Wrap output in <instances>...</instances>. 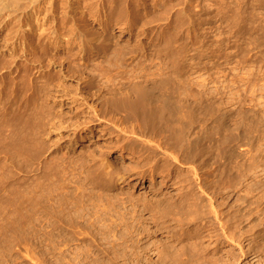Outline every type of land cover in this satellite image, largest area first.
I'll list each match as a JSON object with an SVG mask.
<instances>
[{"label":"rangeland","instance_id":"1","mask_svg":"<svg viewBox=\"0 0 264 264\" xmlns=\"http://www.w3.org/2000/svg\"><path fill=\"white\" fill-rule=\"evenodd\" d=\"M92 1L80 0L73 19L63 24L47 22L68 42L46 38L50 59L36 64L34 89L21 101L39 106V117L22 118L24 137L0 128V264H155L162 243L197 229L203 244L210 242L223 254L224 264H264V232L252 241L260 249L252 257L226 238L214 241L208 233L212 215L195 221L188 207L200 195L205 210V197L212 195L231 223L239 220L237 210L254 213L259 203L264 189V0ZM100 10L103 16L92 15ZM72 24L83 34L82 51L69 30ZM92 35H100L99 41H90ZM141 72L149 81L165 78L163 87L177 80L181 94L200 102L178 141L161 130L132 134L133 121L111 106L124 100L109 99L111 92H126L132 100L152 94ZM1 117L2 123L11 121ZM144 137L169 140L174 151L185 144L181 138H190L194 146L183 162L154 164V157L135 151L142 143L134 138ZM253 145L263 158L256 162L246 160ZM221 147L228 149L225 161ZM100 155L111 159L122 181L96 167ZM191 164L202 172L201 185L191 175ZM141 175L143 182L137 183ZM251 213L241 226L250 224L256 215Z\"/></svg>","mask_w":264,"mask_h":264},{"label":"bare ground","instance_id":"2","mask_svg":"<svg viewBox=\"0 0 264 264\" xmlns=\"http://www.w3.org/2000/svg\"><path fill=\"white\" fill-rule=\"evenodd\" d=\"M95 1V0H94ZM92 1V2H94ZM103 1V0H102ZM80 0H0V117L2 116L3 119L8 118V121L5 122L3 120V123L0 121V128L3 127H9L14 131L17 136L21 135L24 131V125L22 118H36L39 117L41 108L38 109L39 106H22L21 101L26 97V95H30L31 91L34 89V83H35V77L33 76V70L36 68V64L40 63L39 65H42L41 60L44 62L45 59H47V43L46 40L49 38H58L59 40H65L63 34H58L59 32L55 29V27H48V23L52 20H60L61 24H63L66 20L73 19V11L76 9L79 5ZM87 2V1H86ZM101 2V1H100ZM110 2V0H109ZM116 2V1H115ZM84 4V3H83ZM101 4V3H99ZM82 4H80L81 6ZM98 5V4H97ZM96 5V6H97ZM91 6V5H90ZM100 6V5H99ZM98 6V7H99ZM93 7V6H92ZM101 7V6H100ZM89 8V7H88ZM123 8V7H122ZM80 9V8H79ZM77 9V10H79ZM105 9V8H104ZM94 10V9H93ZM86 11V10H85ZM84 11V12H85ZM88 11V10H87ZM90 11V10H89ZM82 13V11H80ZM92 12V11H91ZM87 13V12H86ZM100 11H94L92 15L99 17V14H101ZM83 15V13H82ZM80 16V15H79ZM103 16V13L100 15ZM112 16V15H111ZM76 17V16H75ZM92 17V16H91ZM110 17V16H109ZM77 18V17H76ZM80 18V17H79ZM99 19V18H98ZM105 19V18H104ZM76 20V19H75ZM53 22V21H52ZM54 23V22H53ZM67 23V22H66ZM65 23V24H66ZM75 23V22H74ZM73 23V24H74ZM125 23V22H124ZM60 24V25H61ZM70 26L69 30L72 34V37L75 39L77 45L79 46L80 51L83 50V34L82 32H79L78 29L75 26ZM47 25V26H46ZM50 25V24H49ZM76 25V24H75ZM117 25V24H116ZM122 25V24H121ZM124 25V24H123ZM65 27V26H64ZM123 27V26H122ZM58 28V27H56ZM60 28V27H59ZM120 29V28H119ZM57 35H54L56 34ZM100 36V35H99ZM98 35H92L90 36L89 40L93 43L99 41ZM52 39V40H54ZM69 40V39H68ZM67 41V40H65ZM56 42V40H55ZM54 42V43H55ZM58 42V41H57ZM61 42V41H60ZM63 42V41H62ZM68 42V41H67ZM52 43V42H51ZM65 43V42H64ZM91 43V42H90ZM69 44V43H68ZM67 45V44H64ZM91 46V45H89ZM93 46V45H92ZM93 48V47H92ZM47 49V50H46ZM85 49V48H84ZM250 50V49H249ZM204 51V50H203ZM247 56V54H246ZM49 58V57H48ZM50 59V58H49ZM47 59V60H49ZM49 62V61H48ZM54 62V61H53ZM38 65V66H39ZM162 66V64H161ZM157 67V66H156ZM166 68V67H165ZM159 69V68H158ZM157 69V70H158ZM140 70V69H139ZM160 71V70H158ZM203 71V70H202ZM143 78L144 81L147 80V76L144 72H141L139 75ZM174 78V77H173ZM25 80L23 85L21 86V81ZM142 80V81H143ZM152 80V79H151ZM165 80V78H160L158 80H152L148 83L151 84L152 87V94L144 99H138V97H135L134 100L131 99V96L126 92H111L109 99H119L123 100V104L120 106H117V104L110 103L111 106L114 107V109L124 112V116H129V118L133 121L131 123L130 132L138 133L143 132L147 133V129H154V130H161L167 132V135L171 136V139L177 140L178 137H182L181 133L183 135V131L185 130V127L189 124V119L191 115L195 112L196 108L198 107V102L194 101L193 99L189 98L188 95L186 96L180 93L179 87L176 85V81L171 79L172 84L163 87L162 82ZM250 80V79H249ZM136 81V80H135ZM170 81V80H169ZM168 81V82H169ZM186 81V80H185ZM179 83V82H178ZM177 83V84H178ZM170 84V82H169ZM182 84V83H181ZM190 85V84H189ZM197 85V84H196ZM207 85V84H206ZM212 85V84H211ZM249 85V84H248ZM191 88V87H190ZM133 91V90H132ZM131 93H136L131 92ZM130 93V94H131ZM208 93V92H207ZM190 94V93H189ZM140 96V95H139ZM134 95L132 96V98ZM194 97V96H193ZM126 100V101H125ZM124 102L127 103L124 104ZM202 103V102H201ZM239 103V102H238ZM40 105V104H39ZM42 106V105H40ZM112 107V109H113ZM199 109V108H197ZM222 109V108H221ZM97 110V109H96ZM116 110V111H117ZM114 111V110H113ZM118 112V111H117ZM242 112V111H241ZM249 112V111H248ZM52 112H50L51 114ZM95 113V112H94ZM120 113V112H119ZM199 113V112H198ZM253 114V113H252ZM59 115V114H58ZM217 115V114H216ZM25 116V117H23ZM101 116V115H100ZM218 116V115H217ZM220 116V115H219ZM245 116V114H244ZM1 117V118H2ZM103 117V116H102ZM221 117H224L221 114ZM263 117V116H262ZM50 118V117H49ZM103 119V118H102ZM222 119V118H221ZM254 119V118H253ZM252 122L256 119L253 120ZM218 120V118H217ZM43 121V120H42ZM245 121V120H244ZM43 123V122H42ZM227 123V122H226ZM262 123V122H261ZM223 124V123H222ZM244 124V123H243ZM115 125V124H114ZM240 125V124H239ZM256 126V125H255ZM246 127V126H244ZM119 128V127H117ZM27 129V128H26ZM124 128H120L118 131L119 133L122 132V134H125ZM33 129H31L32 132ZM46 130V129H44ZM245 130V129H244ZM28 131H30L28 129ZM10 132V131H8ZM27 132V131H26ZM25 132V133H26ZM149 132V131H148ZM153 132V131H151ZM186 132V131H185ZM14 133V134H15ZM43 133V132H42ZM128 133V131H127ZM208 133V132H207ZM23 134V133H22ZM117 134V133H116ZM155 134V133H154ZM162 134V133H161ZM164 134V133H163ZM185 134V133H184ZM30 135L29 133L27 134ZM26 135V137H28ZM160 135V132H159ZM16 136V138H17ZM23 136V135H21ZM33 133L32 137L33 138ZM42 136V135H41ZM129 136V135H128ZM134 136V135H132ZM146 136V134H145ZM149 136V135H148ZM24 137V136H23ZM30 137V136H29ZM156 135L154 136L155 139ZM162 137V136H161ZM185 137V136H184ZM187 137V136H186ZM204 137V136H203ZM12 138V137H11ZM127 138V137H126ZM132 138V137H130ZM159 138V137H158ZM164 138V136H163ZM18 139V138H17ZM21 139V138H20ZM24 139V138H22ZM27 139V138H26ZM152 137H144V139L140 138H134V140H140L141 148L135 149L137 154H142L143 158L151 159L154 157L153 162L154 164L159 163L160 160H171L172 161H178L179 163L185 161L187 158V153L191 151L194 144H192V140L190 138H181L185 144H182L178 147V150L174 151L171 148L174 146L173 143L166 142H155ZM162 139V138H160ZM179 139V138H178ZM202 139V138H201ZM156 140V139H155ZM158 140V139H157ZM180 140L181 142H183ZM178 141V140H177ZM179 141V142H180ZM199 141V140H197ZM132 142V141H131ZM130 142V143H131ZM172 142V141H171ZM201 142V141H200ZM47 143V142H46ZM195 143V140H194ZM205 143V142H204ZM132 144V143H131ZM134 144V143H133ZM197 144V143H196ZM40 145V144H39ZM45 145V144H44ZM87 145V144H86ZM177 145V144H176ZM23 146V145H22ZM109 146V145H108ZM134 146V145H133ZM218 146V145H217ZM5 147V146H4ZM117 147V146H116ZM199 147V146H198ZM225 147V146H224ZM221 147L220 153H221V159L225 161L228 158V149ZM250 147V146H249ZM118 148V147H117ZM120 148V147H119ZM129 148V147H128ZM130 148H132L130 146ZM174 148V147H173ZM197 148V147H196ZM217 148V147H216ZM26 149V148H25ZM48 149V147H47ZM219 149V148H218ZM226 149V150H225ZM92 150V149H91ZM194 150V149H193ZM196 150V149H195ZM202 150V149H201ZM258 147L252 146L249 150L251 152L249 157L246 158L249 159V161H259L261 158L259 157L260 154L257 153ZM86 151V150H85ZM119 151V150H118ZM254 151L257 154H254ZM34 152V151H33ZM87 152V151H86ZM133 152V150H132ZM131 152V153H132ZM143 152H146V154L143 155ZM89 153V152H88ZM87 153V157H88ZM91 153V152H90ZM194 153V152H193ZM232 153V151H231ZM234 153V152H233ZM232 153V154H233ZM97 154V153H96ZM120 153H118L119 155ZM17 155V154H16ZM22 155V154H21ZM26 155V154H25ZM94 155V154H93ZM99 155V154H97ZM103 155V154H101ZM100 155V156H101ZM121 155V154H120ZM192 155V154H191ZM33 156V155H32ZM91 156V155H90ZM95 156V155H94ZM137 156V155H136ZM220 156V155H219ZM246 156V155H244ZM30 157V156H28ZM230 157V156H229ZM4 158V157H3ZM21 158V157H20ZM25 158V157H24ZM46 158V157H45ZM90 158V157H89ZM92 158V157H91ZM94 158V157H93ZM212 158V157H211ZM243 158V157H242ZM43 159V158H42ZM47 159V158H46ZM96 159V158H94ZM138 159V158H137ZM190 159V157H189ZM199 159V158H198ZM220 159V158H219ZM263 159V158H262ZM7 160V159H6ZM23 160V159H21ZM65 160V159H64ZM67 160V159H66ZM84 160V159H83ZM231 160V159H230ZM233 160V159H232ZM238 160V159H237ZM33 161V160H32ZM53 161V160H52ZM89 161V160H88ZM92 161V160H91ZM164 161V162H165ZM187 161V160H186ZM234 161V160H233ZM6 162V161H5ZM28 162V161H27ZM38 162V161H37ZM95 162V161H94ZM111 159H108L107 156H101L97 158V168L102 171V174H110L114 173L117 176V179H122V174L119 175L116 169H113ZM191 160L189 161V163ZM23 163V162H22ZM68 163V162H67ZM88 163V162H87ZM96 163V162H95ZM166 163V162H165ZM1 164V162H0ZM6 164V163H5ZM29 164V163H28ZM38 164V163H37ZM81 164V163H80ZM169 164V163H168ZM165 164V168L169 165ZM194 164V163H192ZM190 165L191 168V176L196 184L201 185L200 183L203 182V178H201L202 175H200L198 172H196L195 165ZM31 165V164H30ZM82 165V164H81ZM151 165V164H150ZM162 165V164H161ZM159 165V166H161ZM12 166V165H11ZM27 166V165H26ZM63 166V165H62ZM78 166V165H77ZM174 166V165H173ZM197 166V164H196ZM2 167V166H1ZM21 167V166H20ZM25 167V166H24ZM43 167V166H42ZM50 167V166H49ZM91 167V166H90ZM95 167V168H96ZM198 167V166H197ZM196 167V168H197ZM7 168V166H6ZM26 168V167H25ZM52 168V167H51ZM55 168V167H54ZM151 168V167H150ZM202 168V167H201ZM224 168V167H223ZM9 169V168H8ZM63 169V168H62ZM88 169V168H87ZM91 169V168H90ZM120 169V168H119ZM200 169V167H199ZM5 170V169H4ZM28 170V169H27ZM57 170V169H56ZM59 170V169H58ZM46 171V170H45ZM53 171V170H52ZM61 171V170H60ZM66 171V169H65ZM187 171V170H186ZM239 171V170H238ZM50 172V171H49ZM152 172L149 170V174ZM60 173V172H59ZM121 173V172H120ZM162 173V171H161ZM193 173V174H192ZM57 174V173H56ZM124 174V173H123ZM153 174V173H152ZM224 174V172H223ZM34 175V174H33ZM113 176V178L116 176ZM151 175V174H150ZM217 175V174H216ZM239 175V174H238ZM14 176V175H13ZM41 176V175H40ZM49 176V175H48ZM54 176V175H53ZM63 176V175H62ZM108 176V175H107ZM211 176V175H210ZM28 177V176H27ZM56 177V176H55ZM150 177H153L152 175ZM32 178V177H31ZM38 178V177H37ZM43 179V177H41ZM47 178V177H46ZM103 178V177H102ZM144 176L141 175L139 179H137V183L143 182ZM63 179V178H62ZM187 179V178H186ZM189 179V178H188ZM187 179V180H188ZM17 180V179H16ZM113 180V179H112ZM179 180V179H178ZM185 180V179H184ZM190 180V179H189ZM188 180V181H189ZM122 181V180H120ZM32 182V181H31ZM47 182V180H46ZM52 182V181H51ZM58 182V181H57ZM62 182V180H61ZM184 182V181H183ZM193 182V181H191ZM190 182V183H191ZM208 182V181H207ZM103 183V182H102ZM121 183V182H120ZM187 183V182H186ZM194 183V182H193ZM194 183V184H195ZM204 183V182H203ZM21 184V183H20ZM41 184V183H40ZM56 184V183H55ZM61 184V183H60ZM64 184V183H63ZM62 184V185H63ZM182 184V183H181ZM186 185V184H185ZM204 185V184H203ZM22 186V184H21ZM198 187V185H196ZM215 186V184H214ZM42 187V186H41ZM201 187V186H200ZM204 187V186H203ZM224 187V186H223ZM22 188V187H21ZM38 188V186H37ZM55 188V187H54ZM62 188V187H61ZM63 189V188H62ZM67 189V188H66ZM205 189V188H204ZM24 190V189H23ZM203 190V189H202ZM49 191V190H48ZM47 191V192H48ZM205 191V190H204ZM203 191V192H204ZM23 192V191H22ZM54 192V191H53ZM30 193V192H29ZM34 193V192H33ZM41 193V192H40ZM44 193V192H43ZM72 193V191H71ZM189 193V191H188ZM187 193V195H189ZM191 193V192H190ZM207 193V192H206ZM205 193V194H206ZM24 194V193H23ZM38 194V193H37ZM54 195V193H52ZM61 194V193H60ZM198 194V193H197ZM201 194V193H200ZM43 195V194H42ZM74 195V194H72ZM199 195V194H198ZM204 195V194H203ZM210 195V194H209ZM218 195L220 196V199H222L223 193L221 191H218ZM51 196V195H50ZM49 196V197H50ZM192 196V195H191ZM200 196V195H199ZM194 197L192 200L194 202L188 203V207L192 210V216L190 219L193 220H202L204 217H206V220L209 218L208 215H212V222L210 227V232L213 236H215V240L219 243H221V240L226 238L227 241L229 240L232 243L237 244L240 246L241 249L244 250V253H250L252 257H258L259 256V250L257 249L256 245H254V242L252 244V241H254L255 238L261 234V232H264V206L261 205L262 200L264 198V189L258 196V205L254 209V214L252 216V221H249L250 224L246 227L244 225H240L241 222L243 223L245 216H250L251 211H248L250 209L245 210H237L238 211V217L239 220H235L237 223L234 224L233 222H229L228 218H225L222 211L218 209V204L214 201V196L210 195L208 198L206 204L208 205L207 209H203L200 206V197ZM208 196V195H206ZM21 197V195H20ZM35 197V195H34ZM33 197V198H34ZM37 197V196H36ZM43 197V196H42ZM41 197V198H42ZM47 197V196H46ZM190 197V196H189ZM203 197V196H202ZM55 198V197H54ZM181 198V197H180ZM23 199V198H22ZM32 199V198H31ZM184 199L187 200V197ZM190 199V198H189ZM51 200V199H50ZM73 200V199H72ZM191 200V199H190ZM198 200V201H197ZM203 200V199H202ZM205 200V199H204ZM37 201V200H36ZM40 201V200H39ZM32 202V201H31ZM50 202V201H49ZM204 202V201H203ZM217 202V201H216ZM30 203V202H29ZM42 203V202H41ZM46 203V202H45ZM25 204V203H24ZM34 204V203H33ZM38 204V203H37ZM56 204V203H55ZM203 204V203H202ZM201 204V205H202ZM23 205V204H22ZM21 205V206H22ZM36 205V204H35ZM34 205V206H35ZM44 205V204H43ZM64 205V204H63ZM33 206V205H32ZM206 206V205H205ZM36 207V206H35ZM22 208V207H21ZM30 208V207H29ZM205 208V207H203ZM52 209V208H50ZM74 209V208H73ZM32 210V209H31ZM21 211V210H20ZM35 211V210H34ZM51 211V210H50ZM253 211V210H252ZM47 212V211H46ZM66 213V212H65ZM251 213V214H252ZM57 214V213H56ZM21 215V214H20ZM35 214H33L34 216ZM58 215V214H57ZM51 216V215H50ZM55 216V215H54ZM190 216V215H189ZM32 217V216H31ZM27 218V217H26ZM67 218V217H66ZM20 219V218H19ZM23 219V218H22ZM168 219V218H167ZM188 218V220H190ZM211 219V218H210ZM237 219V218H236ZM247 218H245L246 220ZM37 220V219H36ZM23 221V220H22ZM29 221V220H28ZM91 221V220H90ZM179 221V220H178ZM192 221V220H190ZM205 221V220H204ZM27 222V221H26ZM52 222V221H51ZM57 222V221H56ZM59 222V221H58ZM181 222V221H180ZM201 222V221H200ZM216 225H214L215 223ZM252 222V223H251ZM182 223V222H181ZM199 223V222H198ZM247 223V222H245ZM25 224V222L23 223ZM28 224V223H27ZM48 224V223H47ZM180 224V223H179ZM184 224V223H183ZM203 224H206L203 222ZM202 224V225H203ZM244 224V223H243ZM20 225L21 222H20ZM19 225V226H20ZM26 225V224H25ZM181 225V224H180ZM187 225V224H186ZM190 225V224H189ZM201 225V226H202ZM56 226V225H55ZM94 226V225H93ZM204 226V225H203ZM209 226V225H208ZM239 226V227H238ZM22 227H26L22 225ZM79 227V226H78ZM115 227V226H114ZM190 227V226H189ZM206 227V226H205ZM204 227V228H205ZM22 228V229H23ZM64 228V227H63ZM196 228V227H195ZM28 229V228H27ZM51 229V228H50ZM81 229V228H80ZM108 229V228H107ZM111 229V228H110ZM203 229V228H202ZM218 229L220 232H218ZM30 230V229H29ZM83 230V228H82ZM208 230V228H207ZM206 230V231H207ZM21 231V230H20ZM33 231V230H32ZM58 231V230H57ZM69 231V230H68ZM73 231V230H71ZM84 231V230H83ZM75 232V231H74ZM30 233V232H29ZM44 233V232H43ZM49 233V232H48ZM201 233L203 232L200 229L192 230L187 233L183 234V237L180 240H176L173 242L167 241L166 244L161 247V251L158 252L155 259V264H224L226 260L223 257V254H219V250H217L216 247L210 246V242L207 244H203L201 241ZM205 233V232H204ZM21 234H23L21 232ZM46 234V233H45ZM58 235V234H57ZM181 235V234H180ZM249 236V238H246L245 236ZM263 235V234H262ZM32 236V235H31ZM56 236V235H55ZM54 236V237H55ZM206 236V235H204ZM203 236V237H204ZM209 236V235H208ZM211 236V235H210ZM209 236V237H210ZM252 236V237H251ZM25 237V236H24ZM28 237V236H27ZM54 239V238H53ZM249 240L246 245L243 243L244 240ZM257 241V240H255ZM258 242V241H257ZM260 242V241H259ZM258 242V243H259ZM51 243V242H50ZM256 243V242H255ZM119 244V243H118ZM143 244V243H142ZM263 244V243H262ZM113 245V244H112ZM120 245V244H119ZM135 245V244H134ZM130 246V245H129ZM140 246V245H138ZM150 246V245H149ZM258 248L260 247L259 244H257ZM105 247V246H104ZM118 247V246H117ZM133 247V246H132ZM263 247V246H262ZM62 248V247H61ZM216 248V249H215ZM264 248V247H263ZM54 249V248H53ZM56 249V248H55ZM60 249V247H59ZM69 249V248H68ZM64 250V249H63ZM61 251V250H60ZM147 251V250H146ZM77 252V251H76ZM264 254V250H262ZM50 253V252H49ZM48 254V253H47ZM63 254V253H62ZM261 254V253H260ZM43 255V254H42ZM108 255V254H107ZM126 256V255H125ZM264 256V255H263ZM95 257V256H94ZM256 257V258H257ZM261 257V256H260ZM48 258V257H47ZM59 258V257H58ZM97 258V257H96ZM132 258V257H131ZM138 258V257H137ZM264 258V257H263ZM61 259V257H60ZM128 259V258H127ZM133 259V258H132ZM59 261V259H56ZM63 260V259H62ZM87 260V259H86ZM98 260V259H97ZM130 260V258H129ZM264 260V259H263ZM44 262V261H43ZM55 262V258H54ZM79 262V261H78ZM122 262V261H121ZM130 262V261H129ZM62 263V262H61ZM102 263V262H101ZM53 264V263H52ZM67 264V263H66ZM82 264V263H81ZM104 264V263H103ZM123 264V263H122ZM150 264V263H149Z\"/></svg>","mask_w":264,"mask_h":264}]
</instances>
